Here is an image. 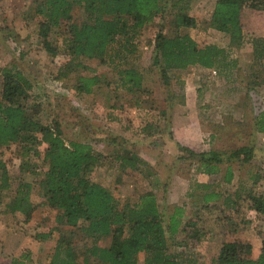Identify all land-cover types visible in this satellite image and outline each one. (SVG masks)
Here are the masks:
<instances>
[{
    "label": "rangeland",
    "instance_id": "rangeland-1",
    "mask_svg": "<svg viewBox=\"0 0 264 264\" xmlns=\"http://www.w3.org/2000/svg\"><path fill=\"white\" fill-rule=\"evenodd\" d=\"M173 1L163 0L165 13L141 30L137 53L126 60L102 63L98 59L74 58L68 51L70 34L63 28L47 32L41 29L40 23L46 16L38 10H45L44 0H33V5L32 0H0V99L6 69L21 71L30 86L28 96L18 101L27 113L59 132L67 143H89L101 154V163L86 176L110 188L123 206L152 190L167 227L176 206L185 207L190 217L186 219L183 213V223L195 219L203 233L199 240H187L183 232L173 236L168 232L172 236L171 248H195L200 255L199 264H212L225 238H243L252 243L255 252L261 251L264 216L251 210L249 201L243 198L254 184L255 173L261 172L259 183L264 185V136L254 128L263 107L264 62L253 60L250 44V38L264 30V10L244 9L246 38L243 44L235 46L228 34L208 25L217 0H185L184 5L189 3L185 11L198 23L186 30L201 45L215 43L224 47L226 55L212 69L191 66L171 70L166 83L161 68L154 64L155 36L158 31L173 34L176 8L181 7L171 8ZM71 11L73 23L88 21L83 5L72 3ZM46 40L56 52L46 49ZM70 62L84 64L92 72L84 68L68 70L66 64ZM120 65L138 70L142 76L141 87L133 92L122 88ZM93 74H98L101 80L93 91L76 92L77 76ZM188 87L193 90V100H189L196 103L193 108L185 105ZM34 106L40 108L37 116L33 113ZM181 117H186L188 122H183ZM196 124H200L201 130ZM189 137L195 141L186 143ZM244 145L254 147L253 159L232 158L234 162H227L233 150ZM45 146L39 147L42 153ZM16 148L15 144L0 147V183L4 172L8 173L11 183L1 191L0 259H4L3 263L29 250L31 264H50L57 241L63 236L71 239L79 253L94 243L108 245L107 238L94 239L78 228L56 223L57 212L46 203L38 183L40 176L22 171V163L31 157H20ZM212 149L222 152L224 171L217 176H201L197 171L201 164L197 152ZM120 153L143 160L141 170L122 167L117 159ZM33 160L42 164L40 157ZM231 164L240 168L235 180L228 183L224 181L225 168ZM25 181L33 184L31 198L35 208L29 219L25 218L29 213L17 200L19 185ZM212 191L230 193L234 198L239 192L242 197L235 207H224L222 198L206 204L203 195ZM231 217L239 223L236 232L229 226ZM50 231V239L37 236ZM179 243L181 247H177Z\"/></svg>",
    "mask_w": 264,
    "mask_h": 264
},
{
    "label": "trees",
    "instance_id": "trees-1",
    "mask_svg": "<svg viewBox=\"0 0 264 264\" xmlns=\"http://www.w3.org/2000/svg\"><path fill=\"white\" fill-rule=\"evenodd\" d=\"M184 1L174 0L172 3L171 8L181 6L176 8L173 34L164 35L162 31H158L155 36L154 64L161 68L166 83L171 70H184L191 66L212 69L219 66L220 59L226 55L224 47L215 43L201 45L191 35L181 31L182 28L198 26L197 21L185 11L189 3L184 5ZM72 3L84 6L87 22H72ZM44 5V11L38 10L46 16L40 23L41 29L47 32L53 28H63L70 34L68 51L74 58L98 59L102 63L126 60L128 56L137 53L141 30L147 23L154 22L165 13L163 0H44ZM213 8L208 25L228 34L231 44L238 46L246 38L244 9L264 10V0H217ZM250 44L253 60L264 62V36H252ZM45 46L48 51L56 52L49 40L45 41ZM66 68L91 71V68L81 63L70 62L66 64ZM5 72L3 96L0 99V147L15 144L20 157L32 158L24 160L22 171L40 176L38 183L46 203L57 212V224L78 228L94 239H109L108 245L94 243L83 253H79L71 239L63 236L57 241L50 264L200 263V255L195 248H171L170 238L179 232L185 233L187 240H199L203 233L197 220L189 219L183 223L185 207L176 206L167 227L158 198L152 190L141 194L134 203L123 206L110 188L86 176L87 172L101 163V154L89 143H67L59 132L30 116L18 101L21 97L28 96L29 81L19 70L6 69ZM118 74L123 89L133 92L141 87L142 76L136 68L120 65ZM99 77L98 74L78 75L76 92L91 93L100 83ZM39 112L40 108L34 106V116ZM254 128L256 133L264 132V100ZM43 144L46 146L42 153L39 147ZM184 148L195 153L189 147ZM254 150L253 146H241L233 150L227 162H234L232 160L240 159L243 155L244 161H251ZM221 155V151L213 149L197 152L201 163L199 171L208 175L221 172V164L224 162ZM36 157H40L42 164L33 160ZM117 159L122 167L141 170L143 160L137 157L120 153L117 154ZM233 177L231 164L225 171V181L231 182ZM252 177L255 178L254 184L243 199L249 201L251 210L264 216V185L259 183L262 174L259 171ZM10 185L9 175L4 172L0 183V205L1 191ZM32 188L33 184L25 181L20 183L18 189V203L29 213L25 216L26 219H29L35 208L31 198ZM203 196L206 204L221 197L214 191ZM234 196L235 198L229 196L225 199L227 207H235L242 197L239 192ZM238 224L234 218H229V226L235 232ZM51 233L52 231L42 232L37 236L47 240L51 238ZM176 245L182 246L181 243ZM253 250L252 243L243 238H225L212 264H264V233L261 252L257 258L253 257ZM31 255V251L25 250L18 256L9 257L6 263L1 258L0 264H31Z\"/></svg>",
    "mask_w": 264,
    "mask_h": 264
},
{
    "label": "crops",
    "instance_id": "crops-1",
    "mask_svg": "<svg viewBox=\"0 0 264 264\" xmlns=\"http://www.w3.org/2000/svg\"><path fill=\"white\" fill-rule=\"evenodd\" d=\"M31 5H33V0H32V2H31ZM215 7V6H214ZM214 9V8H213ZM192 16V15H191ZM188 28H192V27H188ZM188 28H182L181 29V31L183 32V33H187V34H189V35H191L194 39H195V36L192 34V32H190V31H188V30H186V29H188ZM253 36H264V30L261 32V33H259V34H256V35H253ZM192 92H193V90H192V88H187V102H185V105H186V107H190V108H193V106L195 107L196 106V103L194 102V104L192 103V102H189V100L191 99V100H193V94H192ZM196 96H197V94L195 93V97L194 98H196ZM185 105L183 104L181 107L184 109L185 108ZM181 111V110H180ZM181 119H183V122H188L187 120H186V117H181ZM196 119V118H195ZM198 120V119H197ZM198 122H200L199 120H198ZM198 122H196L197 124H198ZM196 124V125H197ZM198 129H200L201 130V126H200V124L199 125H197L196 126ZM196 129V128H195ZM187 132V131H186ZM204 133H207V131H204ZM259 134H261V135H263L264 136V132H261V133H259ZM197 138H198V136H197ZM193 140V138H191V137H189L188 138V140H187V142L186 143H189L190 142V140ZM199 139V138H198ZM193 141H195V140H193ZM244 156V155H243ZM242 156V157H243ZM227 167H228V165L226 166V168H225V171L227 170ZM232 168H233V172H234V177H233V179H232V181L231 182H228V183H232L234 180H235V178H236V176H237V171L239 170L238 168H240V167H237V168H235L234 166H232ZM221 170L222 171H224V168L222 167L221 168ZM197 171L199 172V173H201L202 175L201 176H204V177H208V176H213V175H215V174H213V175H208V174H205V173H202V172H200L199 171V167H197ZM217 174H220V172L219 173H217ZM217 174L215 175V176H217ZM224 181H225V177H224ZM225 182H227V181H225ZM216 193H219V191H215ZM219 195H221V197H220V199L222 198V202H223V204H224V202H225V199L226 198H228L229 196H232L230 193L229 194H224L223 192H220L219 193ZM219 199V200H220ZM224 207H227L225 204H224ZM186 215H185V218L187 219L188 217H190V216H188V215H190V214H187V213H185ZM172 215V214H171ZM170 219H171V216L169 217V223H170ZM169 225V224H168ZM261 248H262V246H261ZM255 250H253V257L254 256H256V258L259 256V254H260V252L261 251H257V252H255ZM255 258V257H254Z\"/></svg>",
    "mask_w": 264,
    "mask_h": 264
}]
</instances>
